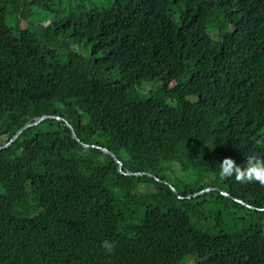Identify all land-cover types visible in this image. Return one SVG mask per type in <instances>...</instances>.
<instances>
[{"label":"trees","instance_id":"1","mask_svg":"<svg viewBox=\"0 0 264 264\" xmlns=\"http://www.w3.org/2000/svg\"><path fill=\"white\" fill-rule=\"evenodd\" d=\"M43 115L0 151V264H264V186L219 177L264 157V0H0V147Z\"/></svg>","mask_w":264,"mask_h":264},{"label":"clouds","instance_id":"2","mask_svg":"<svg viewBox=\"0 0 264 264\" xmlns=\"http://www.w3.org/2000/svg\"><path fill=\"white\" fill-rule=\"evenodd\" d=\"M219 165V177L221 179L234 177L238 183L246 184L256 182L264 186V157L254 154L247 155L246 164L244 165H237L234 159L226 157ZM221 193L226 195L223 192ZM102 247L106 252L111 253L115 248V244L106 239L102 242ZM191 261V258H187L184 264H191Z\"/></svg>","mask_w":264,"mask_h":264},{"label":"water","instance_id":"3","mask_svg":"<svg viewBox=\"0 0 264 264\" xmlns=\"http://www.w3.org/2000/svg\"><path fill=\"white\" fill-rule=\"evenodd\" d=\"M52 119H56L57 121H61L62 120V118H60V117H58V116H49V115H43V116H40V117H38V118H35V119H33L32 121H29V122H27L21 129H19L16 133H15V135L11 138V140L7 143V144H5L4 146H1L0 147V151L1 150H4V149H6L7 147H9V146H11L12 145V143L25 131V130H27V129H29V128H32V127H35V126H37L38 124H40L41 122H43V121H45V120H52ZM66 126L69 128V130H70V132H71V135H72V138L76 141V142H78V143H80L79 142V140H78V138H77V136L75 135V132H74V130H73V128L66 122ZM81 144V143H80ZM84 147H88L87 145H83ZM93 147V146H92ZM104 154H106V155H108V156H110L111 158H113V160L118 164V171H119V173L121 174V175H124V176H143V175H147V176H149V177H152L150 174H147V173H141V172H136V173H134V172H123L122 171V169H121V167H122V164L118 161V159L111 153V152H109L107 149H104V148H99ZM172 189V191L174 192V193H177L176 191H175V189H173V188H171ZM213 190H215L214 188H207V189H205L204 191H201V192H199V193H196V194H194V195H192V196H187V197H179L180 199H191V198H195V197H197V196H199L200 194H203V193H207V192H210V191H213ZM226 196H227V194H226ZM237 202H239L240 204H242V205H244V206H247V205H245L242 201H237ZM248 207V206H247Z\"/></svg>","mask_w":264,"mask_h":264},{"label":"rangeland","instance_id":"4","mask_svg":"<svg viewBox=\"0 0 264 264\" xmlns=\"http://www.w3.org/2000/svg\"><path fill=\"white\" fill-rule=\"evenodd\" d=\"M49 23V22H48ZM48 23H46V25L48 24ZM22 27H24L23 25H21ZM85 67V66H84ZM86 68V67H85Z\"/></svg>","mask_w":264,"mask_h":264}]
</instances>
